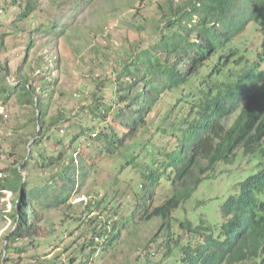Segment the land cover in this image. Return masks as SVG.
<instances>
[{
	"label": "trees",
	"instance_id": "obj_1",
	"mask_svg": "<svg viewBox=\"0 0 264 264\" xmlns=\"http://www.w3.org/2000/svg\"><path fill=\"white\" fill-rule=\"evenodd\" d=\"M172 2L162 5L164 24L149 45L131 48L121 71L119 106L111 119L110 108L100 113L101 129L73 125L70 142L57 137L51 153L42 145L50 137L44 134L20 166L10 174L0 170V191L17 196L11 217L18 224L0 261L5 252L9 260L11 250L34 249L31 217L80 195L79 187L106 158L113 188L81 200L84 209L71 215L69 226L81 221L83 229L62 226L60 236L71 240L62 238L61 247L45 253L35 250L37 264H90L99 250L116 249L123 227L154 219L164 238L159 264H264V0H184L177 8ZM15 3L6 0L0 9ZM35 9L36 0H28L20 16L27 19ZM35 23H29L31 33L65 32L66 24L58 29L56 20L37 28ZM2 44L0 38V49ZM20 85L23 97L45 116L47 104L37 87L29 78ZM12 89L3 85L0 92ZM166 103L169 108L161 111ZM81 137L88 148L77 146ZM122 173L128 174L124 180ZM229 173L236 176L234 187L209 199L195 196L206 180Z\"/></svg>",
	"mask_w": 264,
	"mask_h": 264
},
{
	"label": "rangeland",
	"instance_id": "obj_2",
	"mask_svg": "<svg viewBox=\"0 0 264 264\" xmlns=\"http://www.w3.org/2000/svg\"><path fill=\"white\" fill-rule=\"evenodd\" d=\"M4 1L0 0V4ZM27 1L17 0L7 11L0 9V38H3L0 87L16 86V89L0 92V170L9 174L14 167L21 165L31 146L42 135L50 134L42 145L47 152H55L57 137L70 142L73 125L89 126L97 132L105 124L99 117L102 112H108L110 108V119L113 117L116 106H119L117 102L123 79L121 71L131 48L135 45L146 47L149 40L159 33V26L164 24L162 5L167 0H36L35 11L23 19L20 15ZM172 1L175 8L184 2ZM49 20H56L55 25L61 26L58 29L62 30L66 24L65 32L61 36H57L55 31L49 34L44 28L43 31L30 32V22L35 21L37 28L40 22L47 23ZM30 36L32 41L28 45ZM24 78H29L31 85L37 87L35 93L44 98L47 104L45 116L41 115L35 104L23 97L20 83ZM171 96L166 95V99H171ZM97 105L100 110L92 113L90 108ZM168 108L166 103L161 111ZM159 110L155 108L152 116L157 117ZM61 115V122L51 125L52 119ZM44 118L45 122L42 123ZM84 141V137L79 138L77 146L87 147ZM76 164L79 166L77 161ZM109 166L108 159L102 160L93 177L79 187L81 194L76 195L75 192L72 201L64 207L52 208L45 213L38 210L40 216L31 217L36 230L34 249L27 253L11 250L9 260H5L6 252L0 264H37L38 257H31L35 250L44 253L55 250L62 246V238L68 243L71 240L68 235L60 236L62 226L65 228L72 224L71 215H78L84 209L81 200L99 198L108 191L107 188H113L108 184L112 175ZM127 175L122 173L121 179L124 180ZM235 177L229 173L220 175L216 181L206 180L195 196L209 199L220 195L234 187L237 181ZM16 198L11 191H0V256L8 235L18 228L11 217ZM220 198L222 203L225 197L222 194ZM195 203H189L188 208L193 209ZM180 212L179 215L183 217L185 213L183 210ZM83 215L89 217L87 213ZM77 227L83 229L81 221L69 226L72 230ZM159 228V219L123 227V240L116 249L111 252L99 250L90 264H159L160 247L164 244ZM56 236L60 238L54 240ZM32 238L17 240L15 245L21 246ZM40 240L43 242L38 243ZM78 256L79 263L82 255Z\"/></svg>",
	"mask_w": 264,
	"mask_h": 264
},
{
	"label": "water",
	"instance_id": "obj_3",
	"mask_svg": "<svg viewBox=\"0 0 264 264\" xmlns=\"http://www.w3.org/2000/svg\"><path fill=\"white\" fill-rule=\"evenodd\" d=\"M38 122H39V117H38ZM6 253V252H5Z\"/></svg>",
	"mask_w": 264,
	"mask_h": 264
}]
</instances>
